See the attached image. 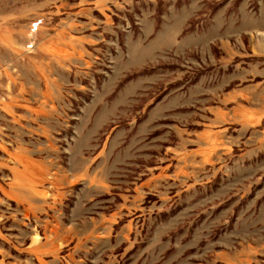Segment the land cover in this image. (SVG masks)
I'll return each mask as SVG.
<instances>
[{
	"label": "rangeland",
	"instance_id": "374dc122",
	"mask_svg": "<svg viewBox=\"0 0 264 264\" xmlns=\"http://www.w3.org/2000/svg\"><path fill=\"white\" fill-rule=\"evenodd\" d=\"M0 264H264V0H0Z\"/></svg>",
	"mask_w": 264,
	"mask_h": 264
}]
</instances>
